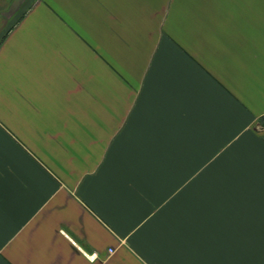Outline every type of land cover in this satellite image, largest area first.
Wrapping results in <instances>:
<instances>
[{"label": "crops", "instance_id": "crops-1", "mask_svg": "<svg viewBox=\"0 0 264 264\" xmlns=\"http://www.w3.org/2000/svg\"><path fill=\"white\" fill-rule=\"evenodd\" d=\"M264 0H0V264H264Z\"/></svg>", "mask_w": 264, "mask_h": 264}, {"label": "rangeland", "instance_id": "rangeland-1", "mask_svg": "<svg viewBox=\"0 0 264 264\" xmlns=\"http://www.w3.org/2000/svg\"><path fill=\"white\" fill-rule=\"evenodd\" d=\"M260 125L264 127V120L260 121Z\"/></svg>", "mask_w": 264, "mask_h": 264}]
</instances>
